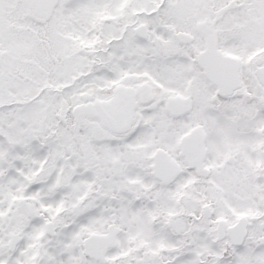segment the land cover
<instances>
[{"label":"snow or ice","instance_id":"6c2138e0","mask_svg":"<svg viewBox=\"0 0 264 264\" xmlns=\"http://www.w3.org/2000/svg\"><path fill=\"white\" fill-rule=\"evenodd\" d=\"M0 264H264V0H0Z\"/></svg>","mask_w":264,"mask_h":264}]
</instances>
